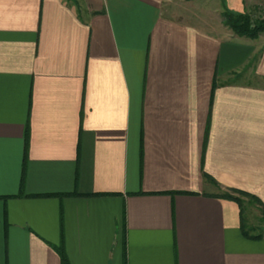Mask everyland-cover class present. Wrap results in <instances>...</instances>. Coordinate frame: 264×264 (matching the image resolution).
Masks as SVG:
<instances>
[{
  "label": "crops",
  "instance_id": "0c3cea01",
  "mask_svg": "<svg viewBox=\"0 0 264 264\" xmlns=\"http://www.w3.org/2000/svg\"><path fill=\"white\" fill-rule=\"evenodd\" d=\"M223 5L264 0H0V264H264L221 198L264 205V35Z\"/></svg>",
  "mask_w": 264,
  "mask_h": 264
},
{
  "label": "trees",
  "instance_id": "16d2710c",
  "mask_svg": "<svg viewBox=\"0 0 264 264\" xmlns=\"http://www.w3.org/2000/svg\"><path fill=\"white\" fill-rule=\"evenodd\" d=\"M222 17V22L223 25L230 30L235 36L239 38H245L249 40H255L257 39L260 35H264V17L258 18V19H253V17L246 11L242 13H234L229 11L225 5H223V11L221 14ZM241 195H245L253 200H255L258 205L264 209V205L261 204V202L256 199L255 197H252L248 194L239 192ZM221 198L231 200L236 202L239 207L240 206V201L238 198L233 197L231 195L225 194ZM241 231L243 235L247 238L250 239H259L262 238V236H250L244 229V227L241 225ZM61 259L63 264L66 263V259L61 254Z\"/></svg>",
  "mask_w": 264,
  "mask_h": 264
},
{
  "label": "rangeland",
  "instance_id": "374dc122",
  "mask_svg": "<svg viewBox=\"0 0 264 264\" xmlns=\"http://www.w3.org/2000/svg\"><path fill=\"white\" fill-rule=\"evenodd\" d=\"M246 12L253 19L262 18L264 17V5H246ZM229 192V195L237 197L240 201L242 223L245 231L250 236L264 237V209L255 200L241 195L239 191L231 190Z\"/></svg>",
  "mask_w": 264,
  "mask_h": 264
}]
</instances>
